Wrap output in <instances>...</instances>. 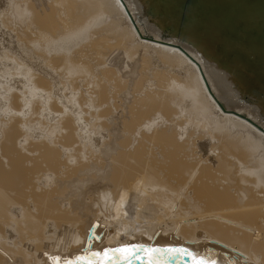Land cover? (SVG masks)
Here are the masks:
<instances>
[{
	"label": "bare ground",
	"instance_id": "6f19581e",
	"mask_svg": "<svg viewBox=\"0 0 264 264\" xmlns=\"http://www.w3.org/2000/svg\"><path fill=\"white\" fill-rule=\"evenodd\" d=\"M166 5L1 13L0 264H264V96Z\"/></svg>",
	"mask_w": 264,
	"mask_h": 264
},
{
	"label": "water",
	"instance_id": "95a60500",
	"mask_svg": "<svg viewBox=\"0 0 264 264\" xmlns=\"http://www.w3.org/2000/svg\"><path fill=\"white\" fill-rule=\"evenodd\" d=\"M165 3L166 10L192 23L197 31L196 40L189 39L192 43L201 45L206 39L208 43L202 46L206 53L208 49L213 51L214 59L236 72L248 92L264 96V0H165ZM147 9L156 13L155 4ZM190 9L195 12L189 14ZM180 28L171 23L164 26L168 32L182 35L188 32V28ZM177 260L178 264H188L183 258ZM144 262L137 258L132 264Z\"/></svg>",
	"mask_w": 264,
	"mask_h": 264
},
{
	"label": "rangeland",
	"instance_id": "374dc122",
	"mask_svg": "<svg viewBox=\"0 0 264 264\" xmlns=\"http://www.w3.org/2000/svg\"><path fill=\"white\" fill-rule=\"evenodd\" d=\"M9 3H10V0H0V65L2 66V65H4L5 66V64L7 65V70L8 71H11V68H9V65L8 64H17V63H19V64H25L26 63V58H28L29 60H30V58L28 57V54L26 55V53H24L23 52V50L22 49H24V48H20V46L16 43L15 44V41L17 40V37H15L14 35V33L16 32V31H11L10 30V28H9V26H8V24L6 23V22H4V19L2 18V15H1V13H3L4 12V10H6L7 11V9H8V11H10L9 10ZM7 7V8H6ZM14 34V35H13ZM15 40V41H14ZM40 46V47H39ZM45 46V45H44ZM5 48H6V50H5ZM9 48H10V50H9ZM38 48L39 49H42V48H45L46 50H47V47H43L41 44L40 45H38ZM15 49V50H14ZM17 50H18V52H17ZM9 51H10V53H9ZM12 51V52H11ZM4 52H8V54H6L5 53V55H3L4 54ZM21 54V58H22V60L20 59V58H18V57H16V56H11L10 54ZM7 55V56H6ZM10 57H11V59H10ZM3 58V59H2ZM12 58H16L17 60L18 59H20L21 61H19V62H17L16 60H12ZM23 60L25 61L24 63H22L23 62ZM32 60V59H31ZM5 61H7V62H5ZM13 61H15L16 63H14ZM33 61V60H32ZM38 62H36V64H37ZM0 66V70H2V69H5L6 70V66L5 67H1ZM15 71V70H14ZM1 72H3V70L1 71ZM136 77H137V75H136ZM131 78V77H130ZM129 79V78H128ZM130 80V79H129ZM58 81H60V78H58ZM61 82V81H60ZM20 83V85H21V82H19ZM131 85V80L129 81V83L126 85V87L128 88V86H130ZM23 87H25V86H23ZM125 94H127V92H125ZM121 95H123V92H122V94ZM121 95H120V97H121ZM128 96L130 95V94H127ZM126 95V96H127ZM124 97V96H122V98H123V100H121V98H119L120 100H119V102H123L121 105H120V107L118 108V110L119 111H121L120 109H122L123 108V106H125V105H127V103H128V98L127 97ZM131 97V96H130ZM125 104V105H124ZM116 112H118L117 110H116ZM116 112H114L115 114H116ZM162 226H164V225H161L160 226V229L161 228H164V227H166V225L164 226V227H162ZM166 232V231H165Z\"/></svg>",
	"mask_w": 264,
	"mask_h": 264
}]
</instances>
